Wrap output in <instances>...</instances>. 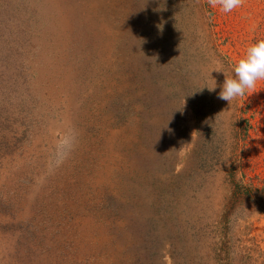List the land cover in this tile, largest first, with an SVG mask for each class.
Masks as SVG:
<instances>
[{
    "label": "rangeland",
    "instance_id": "1",
    "mask_svg": "<svg viewBox=\"0 0 264 264\" xmlns=\"http://www.w3.org/2000/svg\"><path fill=\"white\" fill-rule=\"evenodd\" d=\"M260 38L264 0H0V264H264V82L214 70Z\"/></svg>",
    "mask_w": 264,
    "mask_h": 264
},
{
    "label": "clouds",
    "instance_id": "2",
    "mask_svg": "<svg viewBox=\"0 0 264 264\" xmlns=\"http://www.w3.org/2000/svg\"><path fill=\"white\" fill-rule=\"evenodd\" d=\"M207 3L211 8L227 14L243 7L245 0H207ZM214 70L225 75L218 93L220 100L231 105L233 101L255 92L258 83L264 82V38L250 44L243 55L232 64L229 73L225 72L221 64ZM207 88L210 92L215 91L216 81Z\"/></svg>",
    "mask_w": 264,
    "mask_h": 264
}]
</instances>
